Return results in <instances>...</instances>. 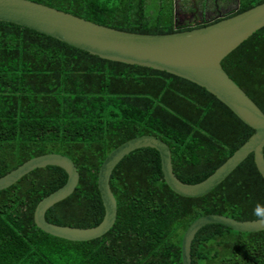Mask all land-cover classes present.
<instances>
[{"label": "trees", "instance_id": "16d2710c", "mask_svg": "<svg viewBox=\"0 0 264 264\" xmlns=\"http://www.w3.org/2000/svg\"><path fill=\"white\" fill-rule=\"evenodd\" d=\"M85 20L139 34H172L208 24L179 25L176 0H31ZM264 0H241V14ZM228 75L264 112V28L224 61ZM255 130L204 88L167 72L113 62L15 24L0 22V178L46 154L70 158L80 173L75 193L47 212L50 223L98 226L105 208L98 175L123 143L155 135L172 150L177 177L197 184L210 177ZM58 167L38 169L0 192V264H183L189 227L209 214L259 220L264 178L255 156L201 198L166 184L158 151L140 149L116 168L113 229L90 242L40 230L38 204L62 188ZM193 264H264V231L240 233L209 225L192 245Z\"/></svg>", "mask_w": 264, "mask_h": 264}, {"label": "water", "instance_id": "95a60500", "mask_svg": "<svg viewBox=\"0 0 264 264\" xmlns=\"http://www.w3.org/2000/svg\"><path fill=\"white\" fill-rule=\"evenodd\" d=\"M0 22L34 30L105 60L151 68L186 79L211 93L255 130L254 135L220 168L197 184L184 183L177 177L172 150L161 138L144 135L123 143L110 153L100 168L98 188L105 216L93 228L57 225L46 217L52 207L75 193L81 178L76 164L61 154L30 159L0 178V192L35 170L48 167L64 170L68 175L67 183L44 198L35 211V223L46 234L72 242H90L107 235L118 219V202L111 187L113 173L126 157L140 149L151 148L159 152L166 184L185 198L210 194L251 155L255 156L257 169L264 178V112L223 67V61L231 53L264 28V3L203 28L160 35L117 30L31 0H0ZM209 225H223L240 233L264 231V224L259 220L238 221L219 214L205 215L184 235L183 264H193V242Z\"/></svg>", "mask_w": 264, "mask_h": 264}, {"label": "flooded vegetation", "instance_id": "af4514ba", "mask_svg": "<svg viewBox=\"0 0 264 264\" xmlns=\"http://www.w3.org/2000/svg\"><path fill=\"white\" fill-rule=\"evenodd\" d=\"M176 8L186 13L187 19L179 17V25L208 24L229 18L240 8L241 0H176ZM177 18V16H176ZM188 21V22H186Z\"/></svg>", "mask_w": 264, "mask_h": 264}, {"label": "rangeland", "instance_id": "374dc122", "mask_svg": "<svg viewBox=\"0 0 264 264\" xmlns=\"http://www.w3.org/2000/svg\"><path fill=\"white\" fill-rule=\"evenodd\" d=\"M151 1H153V2H151ZM155 1H156V2H159L158 0H155ZM155 1H154V0H150V1H149V2H151V3H150V5H149V9H148V11H150V12H154V9H155L156 12L159 11V10L157 9V6H152V4H155ZM175 15L177 16L178 21H180V20H179V17L182 18V19H187L186 13H184V11H183L182 9H180V8H178V10H177V8H176V10H175ZM186 22H188V21H186Z\"/></svg>", "mask_w": 264, "mask_h": 264}, {"label": "clouds", "instance_id": "9594fccd", "mask_svg": "<svg viewBox=\"0 0 264 264\" xmlns=\"http://www.w3.org/2000/svg\"><path fill=\"white\" fill-rule=\"evenodd\" d=\"M259 216V223L264 224V211L257 210Z\"/></svg>", "mask_w": 264, "mask_h": 264}]
</instances>
